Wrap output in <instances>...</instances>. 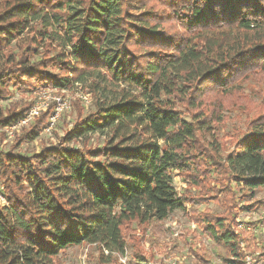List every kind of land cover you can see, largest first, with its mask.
<instances>
[{
    "label": "trees",
    "instance_id": "1",
    "mask_svg": "<svg viewBox=\"0 0 264 264\" xmlns=\"http://www.w3.org/2000/svg\"><path fill=\"white\" fill-rule=\"evenodd\" d=\"M247 73L264 74V0H0V128L34 104L2 106L12 89L90 82L93 94L92 110L63 142L17 151L49 124L54 102L0 150V264H58L84 243L107 259L124 256L129 241L141 243L133 224L159 230L195 204L188 186L222 201L224 212L196 223L224 250V264H245L242 247L256 246V224L240 226L236 208L264 207V198L255 201L264 190V110L245 132L226 135L231 148L221 128ZM89 134L104 145L66 144ZM217 172L227 184L213 181Z\"/></svg>",
    "mask_w": 264,
    "mask_h": 264
},
{
    "label": "rangeland",
    "instance_id": "2",
    "mask_svg": "<svg viewBox=\"0 0 264 264\" xmlns=\"http://www.w3.org/2000/svg\"><path fill=\"white\" fill-rule=\"evenodd\" d=\"M89 84L90 82L83 86L75 85L74 89L64 91L40 89L34 92H21L12 89L11 96L1 101L2 106L8 108L10 104L16 102L34 103L27 115L35 108L38 113L28 124H23V119L17 124L0 128V150L8 152L13 148L18 141L17 138L23 134V130H31V126L35 124V118L50 108L54 102L57 103L56 112L49 124L42 129L37 139L22 143L17 151L21 154L39 152L43 147L63 142L75 122L92 110L93 94L88 89ZM233 87L240 99L232 103L235 105L231 106L230 111L227 112L231 119L221 128V137L225 138L224 143L227 148H231L233 144L226 135L235 136L238 132H245L247 122L252 115H255L258 107L260 106L258 111L264 110V74L247 73L240 77ZM104 142L105 137L89 134L66 144L81 149H95L102 147ZM211 177L213 181L220 182V186L227 184L228 179L221 173H214ZM174 185L180 193H183L187 187L179 176L175 177ZM212 186H215V183ZM187 189L195 197V204H186V211L176 210L171 213L166 220L157 224L159 230L154 228V224L146 229L133 224L131 229L134 231L135 238L141 243L129 241L124 256L114 254L107 259L101 256L96 246L84 243L70 247L60 254L58 264H224V255L227 256L224 250L219 251L215 242L205 234L203 225L196 223L197 219L207 218L211 212H224L223 203L221 200L216 202L210 198L202 200L201 188L188 186ZM222 196L225 198L224 195ZM263 198L264 190L259 189L255 201ZM242 205V201H238L236 222L247 228L253 223L256 224L254 227L251 226L255 234L256 246L245 243L242 249L245 255L249 254L253 257L254 264H264V256L260 255V250L264 247V223H262L264 207L248 212L242 208ZM192 209L194 214L190 212ZM209 211L211 212L208 214ZM134 236H130L128 240Z\"/></svg>",
    "mask_w": 264,
    "mask_h": 264
},
{
    "label": "built area",
    "instance_id": "3",
    "mask_svg": "<svg viewBox=\"0 0 264 264\" xmlns=\"http://www.w3.org/2000/svg\"><path fill=\"white\" fill-rule=\"evenodd\" d=\"M85 99H87V98H85ZM60 107V106H59ZM58 110H59V108H58ZM38 113V111L36 110V108L35 109H33V111L29 114V115H27L25 118H24V120L22 121V123L23 124H28L29 122H30V120H31V118L35 115V114H37ZM3 199V197H2V195L0 194V201ZM245 264H254V259H253V257L251 256V255H249V254H247V255H245Z\"/></svg>",
    "mask_w": 264,
    "mask_h": 264
}]
</instances>
